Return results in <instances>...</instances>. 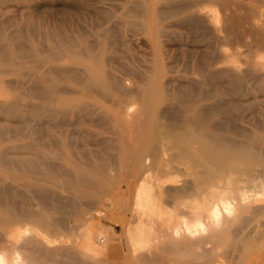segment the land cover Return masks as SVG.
<instances>
[{
    "label": "rangeland",
    "instance_id": "1",
    "mask_svg": "<svg viewBox=\"0 0 264 264\" xmlns=\"http://www.w3.org/2000/svg\"><path fill=\"white\" fill-rule=\"evenodd\" d=\"M135 1L0 0V150L7 157V173L0 174V255L32 264H112L108 254L116 264H264V36L258 38L264 0H192L194 12L189 0H151L167 13L155 26L162 29L157 37L155 27L141 24L140 8L151 3ZM230 11L251 21L244 24L251 35L260 28L253 35L262 44L244 28L241 39L230 34ZM150 35L162 53L161 82ZM69 50L82 57L75 73ZM90 52L98 57L94 63ZM48 70L50 82L41 79ZM103 70L114 81L104 80ZM168 86L190 104L160 101L157 92ZM142 89L154 95L153 114L174 127L171 137L164 128L157 150L144 127ZM136 155L149 170L142 181ZM141 183L169 201L174 222L186 209L173 205L174 196L189 187V210L200 225L191 216L189 233L159 225L150 232L144 225L148 238L132 242L142 227ZM230 201L233 211H224ZM219 202L221 214L210 217ZM97 237L105 251L91 246L100 243Z\"/></svg>",
    "mask_w": 264,
    "mask_h": 264
},
{
    "label": "bare ground",
    "instance_id": "2",
    "mask_svg": "<svg viewBox=\"0 0 264 264\" xmlns=\"http://www.w3.org/2000/svg\"><path fill=\"white\" fill-rule=\"evenodd\" d=\"M151 0H149L148 2H150ZM194 1H196V0H194ZM194 1H192V0H189V3L191 4L190 6H189V12H194L195 11V5H194ZM198 1V0H197ZM212 1H214V0H212ZM220 1V0H219ZM135 2H138L137 0L135 1ZM151 3V4H150ZM149 4H150V7H151V5L153 4L152 2H150ZM219 5H221V4H219ZM136 6H138V5H136ZM148 5H146V4H142V7L140 8L141 10H140V13H141V24L144 26V27H146V28H148V29H150V30H152V28H154L155 26H159V24H160V20L162 19V17L164 18V14H167L166 12H161L160 10H158L157 8H150ZM153 7H154V5H153ZM246 7H248L249 8V6L247 5ZM252 7V6H251ZM138 8V7H137ZM203 8V7H202ZM240 8H241V6H240ZM238 6H237V9L239 10L240 9ZM241 9H243V8H241ZM240 9V14L239 15H241V13H242V10ZM250 10H251V8H249ZM248 9V12H246L247 14H249V12H250V10ZM255 9H257V8H255ZM137 10V9H136ZM238 10H237V12H238ZM201 11V10H200ZM256 11H258V10H256ZM255 11V12H256ZM262 11V10H261ZM138 12H139V10H138ZM252 12V11H251ZM136 13H137V11H136ZM254 13V12H253ZM243 14V13H242ZM258 14V13H257ZM197 15H198V13H197ZM205 15V14H204ZM204 15L202 16V17H204ZM250 15V14H249ZM252 15V14H251ZM254 15V14H253ZM167 16V15H166ZM140 17V16H139ZM256 17V16H255ZM255 17L254 18H251V20H255ZM193 19V18H192ZM226 19H227V23L226 24H228L229 23V26H227L228 28H230V29H228V30H230V34L233 32H237L238 33V38H239V35H241V34H243V32H241L242 30V28H244L243 30H244V34L247 36V34L249 35V33H250V36H251V40H252V42L254 43V44H256L255 43V41H256V39H263L262 37L264 36V28H263V30H261L260 31V33H259V29L260 28H258L257 29V32L259 33L258 35L261 37H255L254 35L257 33H255V29L253 30V32H254V35H253V32H252V35H251V29L252 28H248L246 25V29H245V26H244V24H245V22H246V24L248 23V21H246L247 20V18H245V17H241V16H238V14L236 13V11H234V12H231L230 11V13L229 14H227V16H226ZM256 19H257V17H256ZM164 20V19H163ZM206 20V19H205ZM259 20H260V18H259ZM261 21V20H260ZM161 22H162V20H161ZM257 22H258V20H257ZM249 23H251V21H249ZM249 23L247 24L248 26H250L249 25ZM255 23V22H254ZM259 24V23H258ZM255 25H256V23H255ZM255 25H253V26H255ZM261 26V25H260ZM259 26V27H260ZM263 27V26H262ZM262 27H261V29H262ZM216 29H217V27H216ZM153 30H156V27L153 29ZM226 30V29H225ZM225 30H223L224 32H225ZM238 30H239V32H238ZM241 30V31H240ZM212 31H213V29H212ZM155 32V34H156V37H157V35H159L161 32H162V29H159V28H157V30L156 31H154ZM235 32V33H236ZM237 33H236V36H237ZM151 34H153V33H151ZM227 34V37L230 35L229 33H226ZM161 35H162V33H161ZM218 35H220V34H218ZM245 35H243V37L245 36ZM231 37V36H230ZM234 37V36H233ZM241 38H242V36H240ZM248 37V36H247ZM247 37H244L245 39L247 38ZM223 39H224V37H222ZM241 38H239V39H241ZM254 38V39H253ZM256 38V39H255ZM150 39L152 40V38H151V35H150ZM221 39V38H220ZM244 39V40H245ZM258 39V41H256L257 43L259 42L260 43V40ZM243 40V39H242ZM243 40V41H244ZM264 40V39H263ZM262 40V41H263ZM152 41L154 42V43H152ZM151 41V43H152V45L153 44H155V45H153L154 47H155V49H154V51H155V60H153L154 61V66H153V68L155 69V81H157V82H161V80H163V78H164V76H165V72L163 73V66H162V56H161V52H160V50H159V48L160 47H158V42L159 41H157V38H155V37H153V40ZM225 41V40H224ZM235 41H237V40H235ZM242 41V42H243ZM234 42V41H233ZM246 42H244V44H245ZM250 43V42H249ZM243 44V45H244ZM260 44H262V43H260ZM259 44V45H260ZM157 45V46H156ZM250 45H252V44H250ZM250 45H249V47H250ZM58 46V45H57ZM160 46V45H159ZM253 46V45H252ZM153 47V48H154ZM245 47H247L248 48V45H247V43H246V46ZM253 47H255V45L253 46ZM264 47V46H263ZM60 48H62V47H60ZM259 49H261V46H260V48ZM59 50V49H58ZM65 51V50H64ZM67 51V50H66ZM61 53V52H60ZM68 54H70V56H72V58H73V68H71V70H70V72L71 73H75V71L76 70H74L76 67H78L77 65H81L80 64V62L82 61V57H81V54L80 53H78L77 51H72V50H69V52H68ZM221 54H222V56L223 57H225V58H230L231 57V53L229 52V51H227L226 49H222L221 50ZM87 56H88V58H90V59H92V62L94 63V62H96V60L98 59V57L96 56V55H94V54H92L91 52L90 53H88L87 54ZM58 57V56H57ZM84 61V60H83ZM75 65H76V67H75ZM52 66V65H51ZM50 68V67H49ZM52 69H54V68H52ZM56 69V68H55ZM76 69H78V70H81L80 69V67H78V68H76ZM227 69V68H226ZM234 70H236L235 68H233ZM237 71V70H236ZM51 70H48V71H45V73L41 76V79H45V80H47L48 82H50V79H51ZM234 76V75H233ZM261 76V75H260ZM102 78L104 79V80H108V81H114V79L112 78V76H111V74H110V72H108V71H106V70H103V72H102ZM92 79V78H91ZM118 79V78H117ZM86 80V79H85ZM171 81L172 80H169L168 81V84H171ZM87 82V81H86ZM108 84H109V82H108ZM50 85V84H49ZM112 85V84H111ZM55 86V85H54ZM53 86V87H54ZM123 86H124V84H123ZM165 86H167V85H165ZM65 87V86H64ZM121 87V86H120ZM161 87V86H160ZM164 87V86H163ZM172 87H174V86H168L167 88L165 87V88H161V90H159L158 92H157V94H158V97H159V100L160 101H162V102H166L167 103V101H183V103L185 102V103H187L188 105L190 104L189 103V97H186V96H184V95H182L179 91H177L175 88H172ZM53 89V88H52ZM132 89V88H131ZM121 93H122V91H121ZM139 93H140V91H139ZM140 94H142V96H144L143 97V101H144V105H142L143 106V108H142V111L147 115V120L146 121H144V127L146 128V134H147V139L150 141V142H152L153 143V145H152V149H154L153 147H154V143H155V150H157V144L159 143L160 144V139H162V137H163V133H165V135H166V133L168 132V131H165V129H169V132L171 131L172 132V134H167L168 136H172L173 135V133H174V131L172 130V129H174V127H169V128H165V126H169V124H166V123H163L160 119H159V117H157V116H155L154 114H153V111H154V104H153V97H154V95L150 92V90H147V89H145V90H141V93ZM188 96V95H187ZM120 100V99H119ZM121 101V100H120ZM190 102H191V100H190ZM121 103H123L122 101H121ZM164 104V103H163ZM188 105H187V107H188ZM176 108V107H175ZM138 110V109H137ZM137 110H136V112H137ZM189 110V109H188ZM142 112V113H143ZM131 117V116H130ZM171 118V117H170ZM131 119V118H130ZM132 119H134L133 118V115H132ZM198 119H199V117H198ZM133 121V120H132ZM131 121V123H133ZM183 121V120H182ZM137 122V121H136ZM135 123V122H134ZM187 123H189V119H188V122ZM166 124V125H165ZM137 126V125H136ZM165 128V129H164ZM181 133V132H180ZM188 133L190 134V132L188 131ZM209 133V132H208ZM194 134V133H193ZM198 136H199V134H198ZM201 136V135H200ZM199 136V137H200ZM169 137V138H170ZM190 137H191V134L189 135V137L186 139V140H188V141H191L190 140ZM195 138L196 136H192V138ZM199 137L197 138V141L196 142H198L199 141V143H200V140H198L199 139ZM211 137V136H210ZM168 138V139H169ZM180 138V137H179ZM202 138V137H201ZM174 139H175V137H174ZM183 139V138H182ZM169 140H172V139H169ZM180 140V139H179ZM178 140V141H179ZM194 140V139H193ZM214 140H215V137H214ZM149 141H147L148 143H149ZM159 141V142H158ZM166 141H168L167 139H166ZM173 141V140H172ZM181 141V145L183 144V141H185V140H180ZM195 141V140H194ZM210 141V140H209ZM211 141H213V139L211 138ZM201 142L202 143H200L201 145L203 144V145H205V146H207V143L206 144H204L203 143V141L201 140ZM0 143H1V139H0ZM191 143V142H190ZM192 143H194L193 141H192ZM216 142H214V144H215ZM179 144V145H180ZM213 144V143H212ZM214 144H213V147L212 148H214ZM165 145V144H164ZM200 145V146H201ZM201 146V147H204L205 148V146ZM210 145H211V143H210ZM212 146V145H211ZM148 147V146H147ZM172 147V146H171ZM183 147H185V145L183 146ZM231 147V146H230ZM187 148V147H186ZM222 149L221 150H223V147H221ZM158 149H159V146H158ZM220 149V148H219ZM237 149V148H236ZM249 149L251 150V147H249ZM186 150L187 149H185V155L187 154V152H186ZM200 150V149H199ZM217 150H218V148H217ZM260 150V149H259ZM151 151V150H150ZM149 151V152H150ZM158 151H160L161 152V149L160 150H158ZM202 151V150H201ZM203 152H205V151H203ZM211 152V151H210ZM240 152V151H239ZM64 153V152H63ZM154 153V152H153ZM216 153H218V152H216ZM151 154L152 153H150V156H151ZM159 154V153H158ZM191 154V153H190ZM203 154V153H202ZM205 154V153H204ZM211 154H213V151H212V153ZM219 154V153H218ZM222 154H223V151H222ZM238 154V153H237ZM245 154V153H244ZM154 155V154H153ZM152 155V156H153ZM185 155H183V156H181L183 159L184 158H186V157H184ZM226 155H228L227 153H226ZM248 155H249V153H248ZM251 155H252V152H251ZM157 156V155H156ZM203 156V155H202ZM207 156V155H206ZM256 156H257V158H258V160H259V155H257V153H255V152H253V160H255V158H256ZM136 157H137V155H136ZM180 157V158H181ZM199 157V156H198ZM204 157V156H203ZM208 157V156H207ZM249 157H250V155H249ZM248 157V158H249ZM157 158V157H156ZM159 158H160V156H159ZM158 158V159H159ZM209 158V157H208ZM6 159H7V157L6 156H4V154H3V152L0 150V174H2V175H4L3 173H7V163H6ZM137 163H138V165L140 164V169H141V171H139L138 173V176H139V181H142L144 178H145V175L148 173V169L147 168H145L146 167V164H145V161H146V159H145V161H143V158L140 156H138L137 158ZM155 159V158H154ZM161 159V158H160ZM194 158H191V160H193ZM210 160H215V159H213V158H209ZM217 159V158H216ZM222 159H223V157H222ZM250 159V158H249ZM195 161H197L196 159H194ZM194 160L192 161V162H194ZM206 160V159H205ZM208 160V159H207ZM184 162L185 161H187V160H183ZM209 161V160H208ZM257 161V160H256ZM144 162V163H143ZM216 162V161H215ZM225 161H223V163H224ZM142 163V164H141ZM187 163V162H186ZM200 163V162H199ZM213 163H214V161H213ZM215 164V163H214ZM216 165V164H215ZM201 166V165H200ZM221 166V165H220ZM21 167V166H20ZM104 168V167H103ZM139 169V168H138ZM139 169V170H140ZM191 170V169H190ZM9 171V170H8ZM41 171V170H40ZM155 171V170H154ZM10 173V172H9ZM12 173V172H11ZM14 173V172H13ZM13 175V174H12ZM60 175V174H59ZM1 177V176H0ZM3 177V176H2ZM27 177H29V176H27ZM33 177V176H32ZM161 177V176H160ZM206 178V177H205ZM3 179V178H2ZM82 179H83V177H82ZM148 179V178H147ZM199 179V178H198ZM91 180V179H90ZM89 180V181H90ZM27 181V180H26ZM29 181V180H28ZM146 181V180H145ZM148 181V180H147ZM146 181V182H147ZM150 181V180H149ZM27 183H29V182H27ZM149 183H151V182H149ZM65 184V183H64ZM154 184V183H153ZM28 185V184H27ZM57 185V184H56ZM67 185V184H66ZM68 185H69V183H68ZM139 185V184H138ZM35 186V185H34ZM87 186V185H86ZM152 186V185H151ZM192 186V185H191ZM51 187V186H50ZM65 187V186H64ZM95 187V186H94ZM154 187H155V185H154ZM153 187V188H154ZM256 187V186H255ZM259 187V186H258ZM32 188V187H31ZM59 188H60V186H59ZM185 188V187H184ZM263 188V187H262ZM2 189V188H1ZM45 189V188H44ZM51 189V188H50ZM65 189V188H64ZM58 189H55V191H57ZM168 190V189H167ZM54 191V190H53ZM194 191H195V189H194ZM256 191H258V189L256 190ZM261 190H259V192H260ZM264 191V190H263ZM196 192V191H195ZM251 192H253V189H252V191ZM174 193H175V191H174ZM178 194L177 195H175L174 196V203H173V205L174 206H176L177 205V203H176V201L177 202H179V203H181V204H183L184 205V207H186V209H185V211H184V216H183V219L181 220V221H178V222H174V217H175V214H172V213H170L168 210H167V208L168 207H170L171 208V205H168L169 204V201L167 202V200L166 201H161V199L159 198V197H155V196H153V194L154 193H151V187H149L146 183H141V185H140V188H139V190H138V193H137V199H138V201H137V203H138V215L139 216H137L138 218L141 216L142 218H141V221H140V224H141V228H139V230H138V233H137V231L135 230V238L134 239H131V240H133L132 242H136V244H140L141 245V243H143L144 241H145V237L148 235L147 233H145V230H144V228H143V226L145 225V226H147L146 228H150V232H151V230L153 229L154 230V228H153V226H156V225H159L162 229L163 228H168V229H174V231H176V234L177 233H180L181 232V229L182 228H185L187 231H188V233H189V217L191 216V218L193 219V226L196 228L198 225H200L199 224V221H198V218H195V216L190 212L191 210H189V202L190 201H188L189 200V187L188 188H185V190H183V192L181 191L180 193L179 192H177ZM183 193V194H182ZM252 194V193H251ZM254 195H255V193H253ZM157 195V194H156ZM172 195V194H171ZM250 195V194H249ZM253 195V196H254ZM247 196V195H246ZM252 196V195H251ZM76 198V197H75ZM162 198V197H161ZM185 199H187V201H184ZM217 200V199H216ZM137 203H136V205H137ZM178 203V204H179ZM135 204V203H134ZM234 203L233 202H228L227 203V206L225 207V206H223V208H224V211H225V209H227V208H229L231 211H233V205ZM192 205V204H191ZM213 205V209L209 212V216L210 217H213L214 215H217V214H219L220 212V210H219V207H220V202L219 203H213L212 204ZM179 206V205H178ZM136 209V208H135ZM178 209V208H177ZM180 209V208H179ZM184 209V208H183ZM42 211V210H41ZM173 211V210H172ZM230 211V212H231ZM136 212H137V210H136ZM175 212V211H174ZM180 212H183V211H180ZM189 212H190V214H189ZM228 212H229V210H228ZM260 212V211H259ZM176 213V212H175ZM221 214V213H220ZM219 214V215H220ZM176 215H178V214H176ZM181 215V214H180ZM179 215V216H180ZM44 216V215H43ZM36 217H41L42 218V216L40 215V216H36ZM136 217V219L138 220V218ZM14 218V217H13ZM216 218H218L217 216H216ZM45 219V218H44ZM176 220V219H175ZM47 221V220H46ZM248 221V220H247ZM44 223H45V221H44ZM136 224V223H135ZM134 224V225H135ZM137 224H139V223H137ZM202 224V223H201ZM136 226V225H135ZM144 226V227H145ZM134 227V226H133ZM202 227V226H201ZM160 228V229H161ZM219 229V228H218ZM203 230V229H202ZM129 231V230H128ZM134 232V231H133ZM133 232H130L129 233V235L131 234V233H133ZM36 233V232H35ZM198 233L199 232H197V236H198ZM216 232H214V234H215ZM151 235H152V233H150ZM200 234V233H199ZM213 234V235H214ZM133 235V234H132ZM201 235V234H200ZM131 236V235H130ZM149 236V235H148ZM148 236H147V238H148ZM193 236H195L194 234H193ZM132 237H134V236H132ZM151 237V236H150ZM149 237V238H150ZM257 238V237H256ZM103 239V238H102ZM130 239V238H129ZM151 239V238H150ZM40 240V239H39ZM97 240L100 242V243H93L92 241H90L91 242V246L97 251V252H101V251H105L106 250V245H104V244H102V242H101V240L97 237ZM97 241V242H98ZM149 240H147L146 241V244H147V242H148ZM264 241V240H263ZM109 242H110V240H109ZM184 242H186L185 244H187V245H189V236H188V238L186 239V241H184ZM47 243V242H46ZM49 243V242H48ZM44 244V243H43ZM179 244V243H178ZM194 244V243H193ZM9 245V244H8ZM108 245V244H107ZM44 246V245H43ZM45 247V246H44ZM134 248H135V246H133ZM140 247H142V249H144L145 247L144 246H140ZM180 247V246H179ZM2 249H4V248H2ZM47 249V248H46ZM100 249V250H99ZM109 249V248H108ZM137 249V248H136ZM140 249V248H139ZM139 249H138V251H139ZM181 249V248H180ZM65 250V249H64ZM112 250V249H111ZM114 251V250H113ZM0 252H1V250H0ZM207 252V251H206ZM21 253V252H20ZM20 253H17L18 255L20 254ZM22 258V259H21ZM160 258V257H159ZM158 257L156 258V259H159ZM165 258V257H164ZM30 260H29V258H27V259H23V257L21 256H18V258L17 257H15V259L14 258H9L7 255H2V253H1V255H0V264H32V262H29ZM49 261V260H48ZM152 261V260H151ZM153 261H154V259H153ZM154 263H156V262H154ZM37 264V263H36Z\"/></svg>",
    "mask_w": 264,
    "mask_h": 264
},
{
    "label": "crops",
    "instance_id": "3",
    "mask_svg": "<svg viewBox=\"0 0 264 264\" xmlns=\"http://www.w3.org/2000/svg\"><path fill=\"white\" fill-rule=\"evenodd\" d=\"M88 245H89V244L87 243L86 246H88ZM83 247H84V243H83ZM108 258L110 259V262H111L112 264H116V263L113 262L111 254H108Z\"/></svg>",
    "mask_w": 264,
    "mask_h": 264
}]
</instances>
